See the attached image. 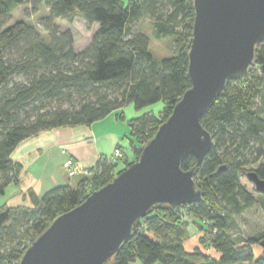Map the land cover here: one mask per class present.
<instances>
[{
    "label": "trees",
    "instance_id": "trees-1",
    "mask_svg": "<svg viewBox=\"0 0 264 264\" xmlns=\"http://www.w3.org/2000/svg\"><path fill=\"white\" fill-rule=\"evenodd\" d=\"M25 4L35 13L42 4L48 7L50 13L43 18L48 38L26 20L5 23ZM76 16L88 28L98 24L90 45L79 52L72 31L56 23ZM194 18L193 0H0V193L21 180L24 165L12 153L23 140L51 128L90 125L128 104L137 110L159 101L165 104L158 114L129 120L135 159L125 167L117 169L118 162L101 157L76 187L59 185L43 194L30 187L25 192L28 204H0V264H18L58 215L139 158L191 86L188 54ZM145 19L154 37L173 39V56H154L150 35L138 28ZM255 66L246 77L230 80L201 119L213 137L209 153L197 166L203 199L149 212L116 254L115 264L137 259L140 264H264V228L248 236L236 232L238 215L257 205L264 211V194L255 189L254 195L241 182L251 164L264 179V41L257 46ZM195 165L193 154L182 162L185 170ZM184 213L208 226V244L204 242L218 256L200 245L186 247L190 232ZM256 245L262 248L259 254Z\"/></svg>",
    "mask_w": 264,
    "mask_h": 264
},
{
    "label": "water",
    "instance_id": "water-1",
    "mask_svg": "<svg viewBox=\"0 0 264 264\" xmlns=\"http://www.w3.org/2000/svg\"><path fill=\"white\" fill-rule=\"evenodd\" d=\"M193 5L191 86L139 158L58 215L18 264H115L116 254L149 212L203 199L197 166L209 153L213 137L201 119L230 80L246 77L255 67L257 46L264 41V0H193ZM190 154L197 165L185 170L182 162ZM247 175L264 194V179L255 170Z\"/></svg>",
    "mask_w": 264,
    "mask_h": 264
},
{
    "label": "rangeland",
    "instance_id": "rangeland-1",
    "mask_svg": "<svg viewBox=\"0 0 264 264\" xmlns=\"http://www.w3.org/2000/svg\"><path fill=\"white\" fill-rule=\"evenodd\" d=\"M128 1V0H125ZM50 13L48 7H46L44 4H42L38 10V12H33L31 10V6L29 4L21 5L16 7L12 12L11 15L5 20V23L11 24L18 20H26L28 23L35 26V28L41 33V35L45 38H48V32L43 27L44 17H46ZM57 25L60 27L61 30H71L74 39H75V49L76 51H82L85 50L91 43L94 33L98 29V24H94L91 28L87 27L86 22L84 19L80 16H76L73 21H69L66 18H59L56 20ZM138 28L146 32L150 35L151 41H150V49L154 56L156 58H164V57H170L174 55V41L171 37L168 38H162L158 39L153 36L152 34V24L149 19L143 20L139 25ZM132 110H135V106L131 104ZM164 102L159 101L155 104L149 105L141 110H139L138 116L147 113V112H154L155 114H158L159 111H161L164 108ZM128 109L127 112L131 113V110ZM138 146L140 147L141 144L138 143ZM122 147V146H121ZM123 149V148H122ZM115 150V149H114ZM66 152V150H64ZM132 153L131 150L129 151V154ZM49 154L45 153L41 159H37L34 164L30 165L27 164V168L29 169L30 173L37 175L41 181H40V190H45V188L48 186H51V182L53 179H61L64 177L66 179L67 183L73 184L74 187L77 186L75 183L78 179L75 177L68 176V170L62 165H58V163L53 162L52 159H48ZM125 155V153H124ZM71 155L67 156L70 157ZM74 158V156H71ZM65 160V163L67 161ZM75 159V158H74ZM34 162V161H33ZM64 163V165H65ZM23 164V163H22ZM30 165V166H29ZM257 167L256 164H251L246 166V171L254 170ZM94 167L87 168L92 170ZM24 170V169H23ZM21 173L23 182L20 180L18 184L11 183L7 188L5 193H0V204L9 203L11 205H19V204H26L24 203L25 200V192L26 190H23L24 185L29 183V180L31 179L30 174L27 176V172ZM87 176V175H86ZM30 177V179H29ZM22 182V183H21ZM241 182L242 184L246 185L248 190L253 193L254 195H257V191L255 190L254 184L249 180L247 173L245 172L241 176ZM42 192V191H41ZM24 197V198H23ZM186 211L185 208H181ZM184 219L187 220L188 223V229L190 232V238L186 242V247L189 250H193L196 246L200 245L203 250L208 251V253H211L213 255L218 256L217 251L213 247H209L204 242L207 239H209V228L204 223V221H200L199 219H195L191 214H185L184 213ZM237 223L238 228L236 232L238 235L248 236L252 233H255L261 229L264 228V211L262 208L257 205L251 209L246 210L243 214L237 216ZM256 253L259 254L262 251V248L259 247V245L255 246ZM133 264H140V260L137 259V261ZM238 264H244V263H238Z\"/></svg>",
    "mask_w": 264,
    "mask_h": 264
},
{
    "label": "crops",
    "instance_id": "crops-1",
    "mask_svg": "<svg viewBox=\"0 0 264 264\" xmlns=\"http://www.w3.org/2000/svg\"><path fill=\"white\" fill-rule=\"evenodd\" d=\"M131 106L128 104L122 109L115 110L90 125H67L43 130L23 140L13 151L12 158L23 163L22 174L26 171L29 176L30 165L38 161L37 159H41L45 153L49 154L48 159L57 162L59 166L65 167V160L68 155H71L74 156L79 168H91L99 163L101 157L110 156L117 146H122L125 157L119 160L117 166V169H121L125 167L127 161L135 159L129 120L137 117L139 110L135 109L137 111H134L130 109ZM128 109L131 110V113L127 112ZM122 113H124V117L121 116ZM135 145L137 144L135 143ZM130 150L132 153L129 154ZM29 163L28 169L27 164ZM22 176L21 181L23 182ZM36 176L30 175L31 179L29 177V183L24 185L23 190L33 187L37 193L43 194L53 187L71 184L66 182L67 177L66 179L62 177L60 180L55 178L49 188L47 186L45 190H40L41 180ZM75 176L78 178L75 182L78 185L85 175L78 173ZM71 185L73 186V184ZM24 200V203H29L27 198Z\"/></svg>",
    "mask_w": 264,
    "mask_h": 264
},
{
    "label": "built area",
    "instance_id": "built-area-1",
    "mask_svg": "<svg viewBox=\"0 0 264 264\" xmlns=\"http://www.w3.org/2000/svg\"><path fill=\"white\" fill-rule=\"evenodd\" d=\"M124 153L125 152L123 151L122 147L117 146L113 151V153L110 156H108V159L114 163H117L119 162L120 159H122L125 156ZM65 166L68 170V174L70 177H74L78 173H82L83 175H87V176L91 174V171L89 169L79 168L77 161L71 156L68 157Z\"/></svg>",
    "mask_w": 264,
    "mask_h": 264
}]
</instances>
